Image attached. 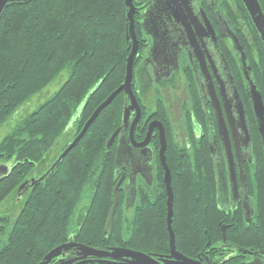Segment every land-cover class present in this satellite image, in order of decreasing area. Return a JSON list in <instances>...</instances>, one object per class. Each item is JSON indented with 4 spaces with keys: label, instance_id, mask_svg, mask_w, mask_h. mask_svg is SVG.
I'll return each mask as SVG.
<instances>
[{
    "label": "flooded vegetation",
    "instance_id": "1",
    "mask_svg": "<svg viewBox=\"0 0 264 264\" xmlns=\"http://www.w3.org/2000/svg\"><path fill=\"white\" fill-rule=\"evenodd\" d=\"M157 1L132 0L138 48L131 89L139 115L132 140L127 128L110 147L114 148L113 175L115 184L120 181L117 196H121L128 232L134 234L141 214L146 216L145 223H155L164 200L168 248L128 249L152 256L154 263L147 264H264V145L252 113L245 75L246 65L264 100V37L241 0H179L178 21L166 13L159 20L149 21L147 17ZM256 1L264 18V0ZM155 44L156 52L152 54ZM119 95L120 124L113 133L122 125L125 98L123 93ZM136 116V111L131 112L129 124ZM152 123L164 132L168 169L169 156L180 169L198 165L212 173V196L206 204L205 221L195 211L189 226L176 225L174 229L171 224L175 249L187 261L169 259L159 128L154 127L148 144L140 146ZM72 127L71 124L69 130ZM77 135L59 142V151L48 169ZM119 143L122 148L116 165ZM43 174L37 170L34 173L37 178ZM170 185L172 189V178ZM20 199L15 201L17 208ZM2 209L6 215L15 211L5 206ZM89 214L85 199L71 217V231L62 244L100 242L90 232L87 235V230L83 232ZM145 226L150 243L166 238L154 225ZM83 233L85 236L80 237ZM183 237L186 245L178 244ZM87 260L94 262L84 264H101L96 259L83 261ZM48 264L83 263L77 248L70 247Z\"/></svg>",
    "mask_w": 264,
    "mask_h": 264
},
{
    "label": "trees",
    "instance_id": "2",
    "mask_svg": "<svg viewBox=\"0 0 264 264\" xmlns=\"http://www.w3.org/2000/svg\"><path fill=\"white\" fill-rule=\"evenodd\" d=\"M126 27L124 0H31L4 11L0 17V127L55 81L62 78L63 82L0 141V165L10 167L8 175L0 179V206L11 203L10 211L15 210L18 187L36 170L45 173L53 161V148L77 135L94 110L123 82L129 54ZM121 107L122 96L118 95L60 164L21 197L17 214L0 217V264L41 261L67 240L71 217L85 199L90 214L83 232L100 239L85 244L88 247L143 251L151 244L146 240V224L167 236L164 200L156 219L159 223H145L146 216L141 214L131 235L119 194L112 234L107 238L104 233L115 186L114 148L106 149V144L120 124ZM167 162L174 229L189 226L195 211L205 221L212 173L198 165L180 169L169 156ZM183 239L178 244L186 245ZM153 246L167 250V237Z\"/></svg>",
    "mask_w": 264,
    "mask_h": 264
},
{
    "label": "water",
    "instance_id": "3",
    "mask_svg": "<svg viewBox=\"0 0 264 264\" xmlns=\"http://www.w3.org/2000/svg\"><path fill=\"white\" fill-rule=\"evenodd\" d=\"M31 0H0V17L4 13V11L7 9L8 6L11 5H18V4H26L30 2ZM179 0H159L156 2V5L153 9V11L148 15V19L150 20H159L161 18V15H164V13L168 14L171 19L174 21L179 18V12L178 10V3ZM244 7L246 8L247 12L249 13L253 24L256 26L258 32L264 37V18L260 12L259 5L256 0H241ZM125 18L127 22L126 27V42L127 47L129 49V54L126 58L125 62V73H124V79L123 82L117 87L92 113V115L89 117V119L85 122L84 126L82 127L81 131L78 133V135L70 142L67 147L61 152V154L58 156V158L55 160V162L49 167V169L41 175L39 178H37L35 175L31 178L25 180L17 189L16 191V200H19L27 191L35 187L37 184L41 183L57 166L60 164V162L67 156V154L73 150L78 142L82 139L88 128L91 126V124L96 120L98 115L101 113L102 110H104L107 106H109L112 101L116 98L117 95L120 93H123L125 98V104L122 111V125L110 136L109 140L107 141L106 148L109 149L112 145L114 138L124 129L129 128V135L132 140L133 131L135 128V124L139 115V108L136 103V100L133 96L132 89H131V81H132V75H133V63L135 60V57L137 55V39L134 32V12L135 7L132 3V0H125ZM156 44L153 48L152 54L156 52ZM244 63V62H243ZM245 75L247 80V91L248 96L251 103V109L252 113L256 119L257 128L261 135V139L264 145V105L261 99V96L259 92L256 89V85L253 82L248 69L245 65ZM129 100V103L128 101ZM136 111L137 116L136 118L129 124L130 114L131 112ZM154 127L159 128V159L161 166L164 171V182H165V189H166V206H167V215H166V223H167V231L169 233V247H170V255L169 259H180L183 261H187V259L179 254L175 249V240H174V234L172 231V215H173V193L171 189V176L169 169L167 167V164L165 162V138H164V132L160 126H158L155 123L150 124L149 130L146 134L144 142L140 145L141 147H144L148 144L150 141L152 131ZM122 145L119 143L117 154H116V165L118 161V155L119 151L121 150ZM10 171V167L8 165H0V179L3 177H6ZM120 185V181H118L115 186L112 189V205L108 213L107 221L105 224L104 232L107 235V237L111 234L112 229V222L113 217L115 214V210L117 207L118 199H117V191ZM70 247H76L77 251L80 254V257L82 258V263L91 262L94 261H83L84 259H96L98 263L101 264H147V263H154L152 256L140 253V252H134L129 249L124 248H91L85 245H76V244H62L54 249H52L50 252H48L43 259L38 264H48L53 258L61 255L62 253L67 252V250ZM132 262H127V261ZM121 261V262H120ZM120 262V263H118Z\"/></svg>",
    "mask_w": 264,
    "mask_h": 264
},
{
    "label": "rangeland",
    "instance_id": "4",
    "mask_svg": "<svg viewBox=\"0 0 264 264\" xmlns=\"http://www.w3.org/2000/svg\"><path fill=\"white\" fill-rule=\"evenodd\" d=\"M63 82V79L61 78L59 81H55L53 84H51L48 88H46L41 94L35 96L29 103H27L26 106H24L21 110H19V112L14 115L8 122H6L5 124H3L0 127V141L7 136L11 130L16 126V124L20 121V119L22 118V116L34 111L40 104H42L46 99H48L49 97H51L59 88L60 84ZM62 142V141H61ZM63 144V143H62ZM60 143L57 146H55V148H53L51 157H50V161L53 159V157L58 153L59 148H60ZM12 204H2L0 206V216H5L6 211H4L2 209V206H5L8 209H10ZM18 208H15V211H13L12 215L15 216L18 212ZM11 214V213H10ZM9 214V215H10ZM144 242H147L146 240H143ZM155 244V243H154ZM153 243L148 244L149 246L144 248L143 251H146L147 249H151L153 248L154 245ZM62 245V244H61ZM60 246V245H59Z\"/></svg>",
    "mask_w": 264,
    "mask_h": 264
}]
</instances>
